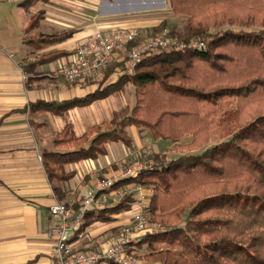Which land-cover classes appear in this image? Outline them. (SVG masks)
Instances as JSON below:
<instances>
[{
  "label": "trees",
  "instance_id": "16d2710c",
  "mask_svg": "<svg viewBox=\"0 0 264 264\" xmlns=\"http://www.w3.org/2000/svg\"><path fill=\"white\" fill-rule=\"evenodd\" d=\"M38 1L24 0L20 6ZM168 1L174 14L188 17L187 27L170 35L180 41L200 40L205 49L147 57L133 75L123 73L113 81L112 76L123 70V63H115L90 94L31 102L24 111L64 116L121 96L130 85L135 88L134 107L120 108L110 121L80 137L67 125L54 139L58 151L42 152L45 172L51 183L70 181L75 173H67L66 165L106 156L111 143L132 148L130 126L148 130L154 140L171 141L187 153L145 166L113 187L134 184L155 191L147 212L160 231L144 236L133 245L134 251L146 247L148 264H264V0ZM40 19H30L26 46L40 51L73 37L72 31L30 35ZM166 25L163 21L153 33ZM64 55L51 51L23 67L34 72L37 63ZM222 130L230 136L192 154ZM186 137L190 142L179 144ZM133 202V196L126 195L103 210L89 211L84 227L112 221L114 215L128 212Z\"/></svg>",
  "mask_w": 264,
  "mask_h": 264
},
{
  "label": "crops",
  "instance_id": "0c3cea01",
  "mask_svg": "<svg viewBox=\"0 0 264 264\" xmlns=\"http://www.w3.org/2000/svg\"><path fill=\"white\" fill-rule=\"evenodd\" d=\"M159 10L163 12L162 8ZM162 12L158 17L149 18L146 24L144 20L132 18L116 23V17H108L98 25L101 29L116 28L119 25L155 27L164 20ZM28 23L24 25L25 29ZM85 34L79 30L66 42L37 51L23 43L24 32L18 33L14 39L12 34L0 31V264H53L55 240L48 236L47 229L57 218L51 215L50 208L63 202L77 209L86 189L98 177L115 175L116 167L123 162L129 150L140 152L146 146L153 145L154 152L158 153L161 148L150 140L148 132L130 126L127 131L133 137L132 148L125 147L123 143L108 144L106 156L66 165L67 173H75L70 181H49L42 152L58 151L54 147V139L67 125L70 124L75 135L80 137L91 127L110 121L114 112L127 106L123 93L121 96H109L87 107L72 109L64 116L24 111L31 102L39 99L68 100L83 97L96 89L97 86L92 85H69L62 76V69L73 62L75 49L87 36ZM51 51H61L65 55L50 63H37L34 72H28L23 67L24 64L35 62L37 56ZM122 74L118 70L112 76L113 81ZM24 75L27 76L26 80ZM131 88L134 86H128L126 91ZM121 99L123 105L120 104ZM174 145L172 142L166 149H172ZM130 218L131 214L124 212L114 215L110 222H96L90 227H84L71 234L72 243L81 250L107 248L120 236L114 230H121Z\"/></svg>",
  "mask_w": 264,
  "mask_h": 264
},
{
  "label": "built area",
  "instance_id": "2783aa9c",
  "mask_svg": "<svg viewBox=\"0 0 264 264\" xmlns=\"http://www.w3.org/2000/svg\"><path fill=\"white\" fill-rule=\"evenodd\" d=\"M205 49V43L194 39L180 41L163 30L160 33L147 31L137 25L95 30L83 39L74 52L73 62L62 69V76L67 83H81L98 77L115 63H123L122 73L133 75L137 66L147 57H154L162 52ZM24 79L27 76L24 75ZM144 167L125 168L113 176L97 178L87 189L77 209L58 202L50 208L57 220L48 227L47 234L55 240L52 249L53 264H141L135 257L134 244L147 234L158 232L150 225L147 207L154 189L141 185H126L127 194L113 187L123 180L137 176ZM118 196L114 198V196ZM132 195L134 202L130 211L131 218L122 225L118 240L107 248L77 249L71 240V234L80 231L91 210H103L119 202L124 196Z\"/></svg>",
  "mask_w": 264,
  "mask_h": 264
},
{
  "label": "rangeland",
  "instance_id": "374dc122",
  "mask_svg": "<svg viewBox=\"0 0 264 264\" xmlns=\"http://www.w3.org/2000/svg\"><path fill=\"white\" fill-rule=\"evenodd\" d=\"M22 1L24 0H0V31L12 34L11 36H13L14 39L17 37L18 33L20 32H24V36L26 35V29L24 28V25L27 24L34 15H40L41 19H40L39 27L31 31L29 33L30 35L36 34L37 32H46L51 34V33H62L66 31H72L78 33L79 30L80 32L83 30V32L86 33L85 36L86 35L88 36L91 33H93L95 30H100L102 27L99 26L98 23L104 22L108 17H116L117 19L116 23H120V20L123 21L132 18L134 20L135 19L140 21L144 20L146 24L149 18L151 17L155 18L159 16L158 14L162 12L160 10L158 11L159 8L163 9L162 12L163 13L162 16L164 18L163 21L166 22L167 24L164 30L167 31L168 35L171 34L170 33L171 31H177V32L183 31L187 27V23H188L187 16L176 15L172 12L168 0L164 1L165 4L160 0H39L38 2L34 3L33 5L27 8L20 6V3ZM161 23H159L155 27L146 28L147 27L146 26L144 28L147 31L152 30L153 32L154 29H156V27H158ZM120 26L122 25H119L117 27ZM228 28L238 31V28L235 27H224L223 30H226ZM214 32H218V30H215ZM171 37L176 39L173 36ZM83 39L81 41H83ZM38 57L39 56H37V58ZM108 69L109 68H107V70ZM107 70H105L98 77H94L92 79L86 80L81 83H73V84L69 83V85L97 86V82L101 81ZM124 96L126 98L128 108L129 109L132 108L133 104L136 102L135 88H131L130 91L129 90L124 91ZM120 101H121L120 104L123 105L124 102L122 101V99ZM225 124L226 127L229 126L228 123ZM144 131L149 133L150 135L149 137H151L150 139L151 141L156 143L157 146L161 147L159 148V152L158 153L154 152L153 145L149 147L146 146L145 149L141 150L140 152H138V150L135 149L129 150V154L123 159V162L116 167L117 168L116 172L131 167L132 168L137 166L147 167V166L158 165V163L161 161L167 162L169 160L177 159L178 157L184 155V153H187L182 149L176 148L175 145H174L175 148L173 147L172 149L171 148L166 149L168 148V146L171 145L172 143L171 141L161 140L155 142L150 132L148 130H144ZM134 135L135 134H133V136ZM229 136H230V132L226 133L223 130L217 131L213 135L212 141L210 142L209 145L203 147L198 152L197 151L192 152V154L200 153L203 150H205L208 146L218 144L222 142L224 139L228 138ZM134 138L136 137L134 136ZM190 140L191 137H186L181 142H179V144L182 145L186 144L190 142ZM156 157H159L158 162L155 161ZM98 178L103 179L104 177H98ZM115 192L117 193L118 196H119V192L124 194L128 193L125 191L124 187L119 190H116ZM117 195L114 196V198L118 199ZM77 196L79 195L77 194ZM110 203L112 206L113 204H116L118 202L115 203L110 202ZM147 217L149 224L154 225V227H157L159 232L161 226L158 223L149 220L150 217L149 213L147 214ZM119 230L120 228H117L114 230V232L120 233L121 230L120 231ZM135 251H136L135 252L136 259L140 261L141 264H148L145 258L146 247L142 249L138 247Z\"/></svg>",
  "mask_w": 264,
  "mask_h": 264
}]
</instances>
